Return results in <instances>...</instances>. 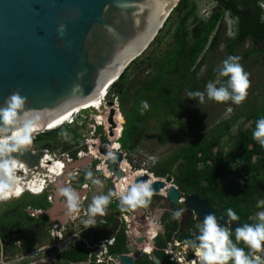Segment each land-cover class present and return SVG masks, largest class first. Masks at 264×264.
I'll list each match as a JSON object with an SVG mask.
<instances>
[{"label": "trees", "instance_id": "16d2710c", "mask_svg": "<svg viewBox=\"0 0 264 264\" xmlns=\"http://www.w3.org/2000/svg\"><path fill=\"white\" fill-rule=\"evenodd\" d=\"M210 1L214 4L210 14L201 19L197 16L196 1L180 0L166 21L170 24L168 41H163V37L157 35L148 49L132 61L109 87L107 100L115 99L118 102L122 116L120 124L124 120L118 143L126 157L141 145L147 125L152 119L161 123L158 139L164 143L167 129L175 123L171 120L174 110H180L182 107V96L186 95L187 91H204L205 85L218 77L215 71L218 68L213 63H207V57L219 46L223 45L225 58L230 55L237 56L236 50L245 43H249L250 47L243 53V61L255 55L258 59L264 57V20L261 19L258 8L260 0ZM226 14L233 19L230 24L232 33L224 37L223 18ZM163 42L165 48L158 57L155 54ZM226 80L227 77H222L223 82ZM142 100H146L150 107L141 114ZM261 117H264V94L258 98L256 106L250 107L241 115L235 114L217 125H211L207 134L197 142L178 147L165 159L158 160L150 172L156 178L172 177V184L184 195H196L199 199H206L216 210L223 207L222 214L225 217V210L232 208L240 217L235 223H252V217L258 211L264 210V206L256 207L257 201L264 200V148L252 138L255 122ZM233 127L237 129L227 162L222 150L214 152L213 149L220 147L222 134ZM61 130L63 129L38 135L36 141L39 145L36 148H55L54 142L58 143L57 138L61 136ZM119 133L118 130L114 138L119 137ZM67 150L68 148L64 149L65 152ZM133 168L137 169L135 166ZM230 175L246 178V182H243L241 188L233 184L224 185V180ZM110 189L114 191L112 187ZM42 198L40 201L47 203L46 197ZM160 199L154 195L151 201L157 202ZM34 200L35 198L32 199ZM109 204L113 205L111 202ZM164 207L165 211L156 213V207L152 208L151 204L147 206L150 219L155 216L161 224V232L153 235L150 240L151 248L158 256V248L174 241L179 228L181 218L173 219L170 211L182 208L185 212L182 205L174 206L169 201ZM201 220L191 218L182 232L181 239L191 238ZM93 230L97 234L102 232L101 229ZM25 235V238H28L27 232ZM125 243L126 237L118 235L111 251L125 252ZM33 248V245L29 247ZM245 251L247 252V249ZM85 259L86 253L79 247H73L59 251L49 264H58L62 260L76 264ZM148 263L145 254L135 259V264Z\"/></svg>", "mask_w": 264, "mask_h": 264}, {"label": "water", "instance_id": "95a60500", "mask_svg": "<svg viewBox=\"0 0 264 264\" xmlns=\"http://www.w3.org/2000/svg\"><path fill=\"white\" fill-rule=\"evenodd\" d=\"M179 2L0 0V105L12 92L26 97L25 108L37 117L32 134L51 131L77 116L79 120L88 118V124L94 126L92 138L101 146L99 154L106 157L111 146L108 137L113 136L117 126L116 111H109L107 134L104 125H97L92 118L104 112L103 106L99 111L94 107L110 84L148 49ZM106 106L112 107L113 102ZM14 155L33 172L40 170V156L34 153L32 142L22 153ZM122 163V154L118 152L114 158L104 160L116 181L125 176L119 168ZM137 180L148 181V177H137L134 182ZM170 182L172 177L166 176L151 186L154 194L163 189L174 206L183 199L186 211L180 219L179 238L191 213L200 219L209 212L223 217L208 201L195 195L183 196L177 188L166 187ZM69 215L65 209L60 219L64 221ZM136 215L140 222L142 213ZM117 225L116 219L106 237L113 234ZM143 240L144 237L136 242ZM130 250L137 254L135 249ZM150 260L160 264L154 254H150ZM120 261L132 264L130 257L121 256Z\"/></svg>", "mask_w": 264, "mask_h": 264}, {"label": "clouds", "instance_id": "9594fccd", "mask_svg": "<svg viewBox=\"0 0 264 264\" xmlns=\"http://www.w3.org/2000/svg\"><path fill=\"white\" fill-rule=\"evenodd\" d=\"M223 20L224 23H226V16H224ZM232 21L233 19L231 18V22ZM231 22L228 23L227 28L230 27ZM62 30L63 26H61V31ZM239 61V56L230 55L225 58L221 66L215 69V71L218 77H227L226 82H221L219 80L209 81L205 85L204 91H187L186 97L188 99L198 98L201 104L205 103V97H207L208 100H213L218 103L231 101L233 104H240L247 95L246 90L249 87V79L248 73L244 71ZM217 84H219V86H217ZM25 105L26 97L22 96L19 92H12L4 99L3 105H0V198L10 196L14 185L21 184L24 191L18 198L13 200H19L25 194H28L36 199L45 196L47 202H52V195L50 200H48V195L31 194V192L26 191L29 186L28 184L33 182L34 176L29 177L28 174L24 172L23 168L26 165L19 162L16 155H14L22 153L27 146L31 144L32 133L36 130L37 126L36 115L27 110ZM149 107V103L146 100H142L140 102L141 114L145 110H148ZM252 138L264 148V117L256 120L255 128L252 131ZM112 147L118 148L119 145H113ZM42 152L43 151L37 154L40 156L39 163L43 156ZM47 152L50 151L47 150ZM74 152L73 155H68L75 158L77 150ZM107 156L109 158H114V153L109 151ZM46 157H48L49 164L51 159L48 155ZM86 158H84V160H89ZM81 160L78 159L76 161ZM76 161L66 166L65 172L70 171L71 166ZM89 161L91 162L94 160ZM44 168L45 167H40L37 174H40L41 170ZM94 171L97 172L95 169ZM80 174H83V172L81 171ZM84 175L85 179L89 180L92 185L98 188L103 187L102 181L98 178H94L91 171H86ZM31 178L32 180H30ZM164 178L157 179L163 180ZM40 179L42 181L45 180L44 178ZM54 179L56 178L54 177ZM59 179H61L62 183L64 177H59L57 181ZM111 179L112 176L110 180L107 179V181H112L113 185L114 180ZM80 182L81 180H78L75 184L79 185V188L82 184H79ZM37 185L38 183L36 182V186ZM46 188H48L47 184L44 189ZM112 188L114 189V186ZM16 190L19 191V189ZM117 195L119 197L121 209L130 210L147 207L151 203V198L157 194H154V189L149 182L137 180L132 182L130 186L120 188L118 193L115 192V189L114 191L110 189L106 194L96 195L88 205L87 218L82 221L85 229L96 226L97 221L95 218L105 214V210L111 202V198ZM158 195L161 196L160 193ZM36 196L42 197L38 198ZM56 196L57 198H63L67 214L79 211L81 199L74 185L73 187L71 185H57ZM261 206H264V200L257 201L256 207L260 208ZM225 211L227 219L218 217L216 214L209 212L197 224V231L192 234V237L183 241V248L185 250L190 248L193 252L194 259L190 261L189 264H264V210L256 213V223L237 224L234 229H232L231 223L239 221L240 217L232 208H227ZM183 212L184 210L182 208L172 210V218H181ZM221 221H223V223H221ZM150 227L153 235L161 230V225L158 223L155 216H153L150 221ZM245 249H247V252Z\"/></svg>", "mask_w": 264, "mask_h": 264}, {"label": "rangeland", "instance_id": "374dc122", "mask_svg": "<svg viewBox=\"0 0 264 264\" xmlns=\"http://www.w3.org/2000/svg\"><path fill=\"white\" fill-rule=\"evenodd\" d=\"M193 1H196L197 16H198V18L200 17L201 19L204 18L201 10L202 9H210L213 6L212 1H210V0H193ZM171 22H173V21L171 20ZM171 22H169V23H171ZM229 22H231V20L227 19L226 23H224V25H223L224 30H225L224 31V37H227L229 34L232 33V29L230 27L227 28ZM169 25L170 24H167L165 22L163 27L161 28L160 32L158 33V36H160L161 38L163 37V41H166L169 38V28H170ZM249 47H250L249 43H245L243 45V47L238 48L236 50V52H237L236 55L240 57L239 63L243 66L244 71L248 73L249 87L246 90L247 95H246L245 99L240 104L237 105V104H233L231 101L218 103V102L213 101V100H208L207 97H205V103L201 104V103H199L198 98L188 99L186 97V95H183L182 96V99H183L182 100L183 101L182 107L180 110H177V109L174 110V114L171 117V120L173 123L174 122L175 123L173 124L172 127H169L167 129L166 134H165L164 143L162 144L160 142V140L158 139V129H159V125L161 123H159V122L157 123L156 120L152 119L147 125V130H146L144 140L142 141L141 145L135 151L131 152L128 157L124 158L123 163H125L127 165V167H125L126 174H127V177L132 180L131 183L134 181L133 180L134 176L136 177V175H135L136 170L133 168V166H135L136 168L140 167V169L142 167L146 168L147 169L146 171L148 173H150L149 172L150 169L155 166V164L157 163L158 160L165 159L167 156H169L178 147L187 146L189 144L197 142L198 140H200L202 138V136H205L207 134V132L210 130L211 125H214V124L217 125L223 119H228L235 114L241 115V113H243L245 110H248L250 107L252 108V107L257 105L258 98H260L264 94V57L261 56L258 59V58H256L257 56L255 55V56L249 57L246 61H243V53L247 49H249ZM164 48H165V45L163 42L159 45L155 55L159 57L161 55V53L163 52ZM224 59H225V56H224L223 45H221V46H219V48L215 49L213 52H211L208 55L207 63H213L216 65V68H219V66H221V63ZM217 80L223 82L222 77H217L215 79V81H217ZM217 86H219V84H217ZM106 95H107V93H106ZM107 98H108V95L105 98L106 102L108 103L109 101L107 100ZM100 104L103 106L102 110L105 109L103 102H100ZM103 114L104 113H102V116L100 118L103 119L102 121H104L106 123V127H108L109 126V124H107L108 114H106V117H104ZM118 115H119V113H118ZM87 120H89V119L87 118V119H83L81 121L86 123ZM121 120H122V116L119 115V119L116 120L115 122L117 123V125H121V128H122V126L124 124V120H123V123L120 124ZM94 121H95V119H94ZM79 122L80 121L78 120L77 123H79ZM66 124L67 125H61L55 129H53V130H56V129H63V130H61V136L57 138L58 143L54 142L55 143L54 145L56 147L53 149H50L49 150L50 152L46 153L49 156V158L51 159L52 163L48 164L47 163L48 159L46 160V162H44V163H47V165L44 166L45 168L41 170V173L38 176L39 178L43 179L45 177L44 179H46L47 171H49L50 169L56 170L55 168L52 167V164H54V165L59 164V161L63 155L62 153H67L64 151V149H67V148L69 149V147H71V149H72V148L76 147L74 145L78 144V140H79V143L82 144L84 142L85 138L87 137V133L89 130L85 129V128L77 127L75 119H74V122L72 124H69L68 122H66ZM248 124L249 123H247V125ZM245 126H246V124H245ZM236 129H237V127H233L231 129H228L227 131H225L222 134L223 139L221 140L220 147L213 149L214 152L217 150H222V155L224 156V159L227 162H229L228 161V159H229L228 153L230 152V150L232 149V146L234 144L233 138L236 134ZM40 134H43V133L41 132V133H36V134L32 135V141L34 139L33 144H34L35 148H36V146L38 147V145H39V142L36 141V137H38V135H40ZM80 135H84V138L80 139ZM114 139H116V138L113 137L112 141H114ZM111 143L113 145L116 143V141L111 142ZM91 145H92L91 149L95 150L94 147H96V146H94V145H96V143L91 142ZM40 151H42V150L39 149V153H40ZM44 154L45 153L42 152V155H44ZM92 158L88 157L86 159L92 160ZM41 159H42V157H41ZM99 165H101V163L99 161H97V164L95 165V167H99ZM73 167L74 166H71L70 171L62 172V174L59 176V177H62V176L64 177L62 183H61V180H58L56 183L55 179L49 180V178H47L45 181H46V184L48 185V188L44 189L38 195H43V194L46 196L47 195L48 196L54 195L56 192L57 185H60V183L63 185H67L66 178L67 179L70 178V173L72 172V170H74ZM88 167H90V166H88ZM103 167H105V166L103 165ZM92 173L98 179H100L102 181L103 187H105V188H103V187L98 188L95 186L96 188H98L99 192H102L103 194H105L106 189L109 190L110 187H113L112 181H107L103 177L101 172H95L92 170ZM43 175H45V176H43ZM53 175L50 174L51 178H53ZM30 180H32V178ZM70 181H71V179H70ZM243 182H246V178H237V177H234V175H230V176L226 177L223 184L224 185L233 184L237 188H241L244 185ZM168 186L177 188L174 184H172V182H170L168 184ZM95 187L93 185L92 188H95ZM160 194H161V192H160ZM36 197L39 198L42 196H36ZM157 197L161 198V199L157 202L151 201L150 204H151L152 208L156 207V210L158 211L156 213H160V212L165 211L164 205H167V201L165 200L166 195L161 194V196H160L157 194V195H155V198H157ZM32 199H33V197L29 196L28 194H25L22 197V200H25L28 202H31ZM42 199L43 198H39L36 200L40 201ZM16 201H17V203H20V199L14 200V201L11 200L9 202L0 201V214L3 211H6V210H9L10 208H12L14 206V204H16ZM57 202L62 204L63 198H57ZM90 202L91 201L88 198V200L85 204H83V205L80 204L79 211L76 212L74 215H71V218L75 217L74 220L76 221L75 222L76 227L78 226L80 228H84L82 221L84 219H86L87 216L83 217V216H80V214L82 213V210L87 211V208H88L87 204H90ZM111 207L116 211L119 210L118 204L114 203V205H111V206L108 205L107 206V208L105 210V214L108 213V211L112 210ZM20 212L21 211L19 210V213ZM171 212L172 211H170V213ZM148 213H149V211H148ZM105 214L103 216H97L95 218L97 223H100V221L102 219L106 220ZM23 215H24L25 221L27 223L31 224L29 227L30 233H31V235L29 236L30 238H29L28 242L24 243V245L17 244V243L12 244L11 247L8 248L6 253H2V251L0 250V264H49L50 262H53L56 251L59 250V247L64 248L68 244L71 245L70 243H72V242L63 243L61 246L55 247L53 250H51L49 252H41V253H38L36 256V254H34L33 251L35 250V248H38V247L35 246L34 249H29V247L33 244H36L38 246L40 245V242H38V244H37L36 241H41L40 232L42 229H44L42 226L43 225L42 220L38 219L41 215L38 214V212H36V211L35 212L26 211ZM70 219L68 222L69 224L67 225L68 227L66 228V235L67 236L71 235L72 231L76 228L74 225H70ZM256 222H257V220H256V215H255L252 217V223H256ZM70 226H72L73 229L72 228L69 229ZM135 238L139 239V236L136 234ZM49 242H50V236H49V240L47 241L46 244H49ZM29 251H31L33 253H31ZM185 255H187V256L190 255V261H192L194 259L193 252L191 249L188 250V252ZM59 264H70V263L65 262V261H62V262L60 261Z\"/></svg>", "mask_w": 264, "mask_h": 264}, {"label": "bare ground", "instance_id": "6f19581e", "mask_svg": "<svg viewBox=\"0 0 264 264\" xmlns=\"http://www.w3.org/2000/svg\"><path fill=\"white\" fill-rule=\"evenodd\" d=\"M113 83V82H112ZM112 83L110 84V86L112 85ZM109 86V87H110ZM108 87V88H109ZM108 90V89H107ZM107 90H106V92H105V94L103 95V97H102V99L100 100V102H103V100L105 99V96H106V93H107ZM100 102L94 107V109L95 110H100V107L102 106L101 104H100ZM104 110V109H103ZM102 110V111H103ZM120 115V114H119ZM102 116V114H99V115H95L94 117H92L93 119H95V123L97 124V125H104V126H106V123L104 122V121H102L103 119L102 118H100ZM98 121H97V120ZM119 118L117 117V115L115 116V118H114V121H116V120H118ZM72 120V119H71ZM71 120H69L70 122H71ZM68 122V121H67ZM65 124V123H64ZM63 125V124H62ZM61 126V125H60ZM120 127H121V125H117V128L114 130V135L118 132V130H119V132L121 131L120 130ZM107 128V127H106ZM34 134H36V133H34ZM34 134H32V135H34ZM114 137V136H113ZM116 144V143H115ZM114 145V144H113ZM112 145V146H113ZM112 149H116V148H112ZM91 155L93 156V158H95V159H99V161H102L103 160V157L101 156V155H98V153H96L94 150H92L91 149ZM92 156H90V157H92ZM48 158L47 157H44L43 158V156H42V159H41V162H40V167H44V166H46L47 165V163H44V162H46V160H47ZM101 159V160H100ZM123 161H124V158H123ZM50 163H52V161H50ZM56 164V163H55ZM102 165H104L103 164V162L101 163ZM19 166H20V164H19ZM62 166V167H61ZM25 167H27V166H24V168H23V170H24V172L26 173V174H28V176L30 177V176H34V180H33V182L32 183H30V184H28L29 186H28V188L26 189V191H28V192H31V194H40L42 191H43V189L45 188V183H46V179L47 178H49V180H51V179H54V177L56 178V179H58L59 178V176H60V173H61V171H63L62 170V168H65L64 167V165L62 164V163H60V164H58V165H54V164H52V167L54 168V167H58L56 170H54V169H50L49 171H47V175H46V179L45 180H41L38 176H39V174H37V173H35V172H33L31 169H29V168H25ZM99 167H100V165H99ZM99 167H98V169H99ZM122 167L125 169V167H127V165L125 164V163H123L122 165H121V169H122ZM18 169V168H17ZM100 170V169H99ZM105 170V169H104ZM126 170V169H125ZM122 171L124 172V177H125V180L124 179H122V180H120V181H118L117 182V190L119 191L120 190V188H122V187H126V185L127 186H130V184H131V179L130 178H126V173H125V171L122 169ZM104 173H105V171H104ZM50 174H56V175H53V178H51V176H50ZM106 174H107V172H106ZM105 174V175H106ZM144 173L143 172H138V173H135V175H143ZM108 175V174H107ZM43 176H45V175H43ZM45 178V177H44ZM149 178V177H148ZM56 179H55V181H56ZM150 181L152 182H155V181H157V179H155V177L154 176H150ZM36 182L38 183V185L36 186ZM152 182V183H153ZM57 183V182H56ZM151 184V183H150ZM33 186H36V187H33ZM16 189H19V191H17ZM91 189L92 188H90L89 189V191L88 192H90L91 191ZM163 190V189H162ZM160 191L161 192V194L163 195L164 194V191ZM23 188H22V185L21 184H15L14 185V188H13V191H12V194L10 195V196H8V197H3V198H0V201H5V202H9V201H11V200H13V199H16V198H18L22 193H23ZM87 200H88V198H86L85 200H81V205H83V204H85L86 202H87ZM167 200V199H166ZM203 200V199H202ZM204 200H206V199H204ZM14 201V200H13ZM168 201V200H167ZM207 201V200H206ZM170 202V201H169ZM111 203L112 204H114V203H117L118 204V207H119V210L118 211H116V210H114V209H112V210H110V211H108V213H106L105 215H106V217H105V219L106 220H104V219H102L101 221H104L105 223L104 224H102V222L100 221V223H97L96 224V226L95 227H93V228H96V229H100L101 228V226H104V227H108L105 231H104V235H103V233L101 232L100 234H97L94 230H93V228L92 227H90V228H88V229H85V227L84 228H82L83 229V231L82 232H80V233H78L76 236H73L72 234H71V238L70 239H68L67 240V238L69 237V236H67L66 235V228L68 227V226H61V225H54L53 227H51V229L49 230V236H50V233H52V232H54L55 231V229H56V231H58V232H60L61 234H62V239L61 240H53L52 239V237L50 236V242H49V244H47L46 246H44V247H42V249H36V250H34L33 252H34V254H38V253H41V251L43 250V249H52L53 247L55 248V247H58V246H61L63 243H68V242H72V243H70L71 244V246H78L80 249H82L85 253H86V260H85V262H84V264H94V261L93 260H91V259H89L88 258V255H87V252H86V249H85V244H84V242H83V240L84 239H87L86 237L87 236H89V235H92L94 238H97L98 240H101V241H103V242H101V243H104V245H106V249H107V255H110V256H113V257H116V262L114 263V264H122L121 263V261H120V257L121 256H126V257H130L131 259H132V264H135V259L136 258H138L141 254H145L146 255V257H147V259H148V261H149V263L148 264H152L151 263V260H150V254H154L157 258H158V260H159V263L160 264H179L175 259H172V256H169V251H171V254L172 255H177L179 258H180V256H181V258H182V262L184 263V264H189V262H190V255H185L187 252H188V250H190V248L189 249H187V250H185L184 248H183V241L184 240H182L181 238H182V232H183V230L185 229H183L182 230V232H181V237L179 238V235H180V233H178V231H177V235H176V238L174 239V241H172V242H168V243H166V245L164 246V247H160V248H158V250H159V253H160V256H158V255H156L154 252H153V249L151 248V245H150V240L151 239H148L147 238V232H149V234L151 235V238H152V236H153V234H152V229H151V227H150V221L152 220V219H150V215H149V213H148V209H147V207H145V208H137V209H130V211L132 212V214L134 215V219L132 220V223H133V228H134V231L135 232H132V234L131 235H134V234H137L138 236H139V239L140 238H142V237H144V240L142 241V242H140V243H137L136 241L138 240V239H136L134 236H126L125 234H124V225H123V223L119 220V217H120V214H121V212H123L122 211V209H121V207H120V205H119V197L118 196H114L113 197V199L111 200ZM171 203V202H170ZM209 203V202H208ZM210 204V203H209ZM179 205H182L183 206V199H180L179 200ZM178 205V206H179ZM109 206H111L110 204H109ZM211 206V205H210ZM184 207V206H183ZM211 208H212V206H211ZM223 208V207H222ZM51 208H49L48 210H47V214H48V211L50 210ZM185 209V208H184ZM212 209H214V208H212ZM64 210H65V207H64V204H59L57 207H56V209L54 210V211H52V214H63L64 213ZM82 210V209H81ZM214 210H216V209H214ZM186 211V210H185ZM216 211H218L219 212V214L220 215H222L225 219H227L223 214H222V212L224 211H220V210H216ZM142 213V216H141V220H140V222H138L137 221V215H136V213ZM185 213V212H184ZM73 214V213H72ZM72 214H70L69 216H71ZM79 214V213H78ZM110 215L112 216L113 215V219L114 220H112V224H110V222L108 221V219H107V217H109L110 218ZM68 216V217H69ZM78 216V215H77ZM80 216H83V217H85V216H87V211H85V210H82V213L80 214ZM67 217V218H68ZM183 217V216H182ZM181 217V218H182ZM191 218L193 219V220H195V219H197L198 217L196 216V215H194L193 213H191V216H190V219L187 221V223L191 220ZM118 220V225H117V227H116V229L113 231V234L111 235V236H107L106 237V231L107 230H109L111 227H112V225H113V223H114V221L115 220ZM198 219H200V218H198ZM146 223H149L148 225L146 224ZM159 224H160V222H158ZM187 223H186V225H187ZM235 224H237V223H235V222H232L231 223V227H233ZM239 224V223H238ZM161 225V224H160ZM180 225V224H179ZM186 227V226H185ZM91 229V230H90ZM179 229V228H178ZM96 233H94L93 231ZM70 231V230H69ZM161 232V230L160 231H158L157 233H160ZM80 235V236H79ZM118 235H123L124 237H126V243H125V252L124 251H121V252H119V253H117V252H112L111 251V249L115 246V244H116V237L118 236ZM74 241V242H73ZM91 242H93V241H91ZM107 242H109V243H107ZM69 244L68 245H66L64 248H62V247H59V249L60 250H65V249H67V248H69ZM67 247V248H66ZM62 248V249H61ZM135 249L136 251H137V254H135L132 250H130V249ZM33 252H31V253H33ZM184 255V256H183Z\"/></svg>", "mask_w": 264, "mask_h": 264}, {"label": "built area", "instance_id": "2783aa9c", "mask_svg": "<svg viewBox=\"0 0 264 264\" xmlns=\"http://www.w3.org/2000/svg\"><path fill=\"white\" fill-rule=\"evenodd\" d=\"M258 8L260 9V16H261V19L262 20H264V0H260V1H258ZM201 12H202V14H203V17L204 18H207L208 16H209V14H210V12H211V8L210 9H202L201 10ZM226 18L227 19H230L231 20V18H230V16H229V14H226ZM106 97H107V95H106ZM105 97V98H106ZM112 102H113V106L112 107H109V106H106V100L104 99V101H103V105L105 106V109H104V114H103V116L104 117H106V114H109V111L111 110V109H114L115 111H117L118 113H119V109H118V102L115 100V99H113L112 100ZM78 117V120H79V116H77ZM108 117V116H107ZM74 119L75 118H73L72 120H71V122L70 121H68V123L69 124H72L73 122H74ZM76 120V119H75ZM80 122L79 123H77L78 121H76V124H77V127H79V128H85V129H88L89 131H88V133H87V137L85 138V140H84V142L81 144V143H79V140H78V146L77 147H75V149L77 150V152H76V157L75 158H73V157H71V156H69L68 155V153H65V154H63L62 155V158L60 159V161H59V164L60 163H62L63 165H64V167L65 168H62V170H63V172H65V170H66V166H69V165H71L75 160H81V159H84V158H86V157H90V156H92L91 155V147H92V145H91V142H95L96 143V145H94V146H96V147H94V151L96 152V153H98V155H100L99 154V149L101 148V146H100V144H99V142H98V140H94L93 138H92V136H93V132H94V126L93 125H89L88 124V120H87V122L86 123H84L83 121H81V120H79ZM116 123V122H115ZM108 124V123H107ZM63 125H67L66 123L65 124H63ZM79 125V126H78ZM116 125H117V123H116ZM108 128V127H107ZM107 128H105V131H106V133L108 134V132H107ZM116 128H117V126H116ZM115 128V129H116ZM115 129H113V136H114V130ZM120 130H122V128L120 127ZM43 133V132H42ZM120 135H121V131H120V133H119V137H117L116 139H114V141H116L117 142V145H119V143H118V139L120 138ZM113 136H112V138L111 137H108V139H109V141H110V143L111 142H114V141H112L113 140ZM83 139L84 138V135H80V139ZM111 146H112V143H111ZM111 146H109L108 147V152L109 151H111V152H113V153H115V152H118V153H121L122 154V157L123 158H126V153L124 152V151H122L121 150V148H120V145H119V147L118 148H116V149H111ZM86 149V150H85ZM43 151V153H45L44 155H43V157H46L47 156V150H42ZM102 156V155H101ZM93 157V156H92ZM103 157V156H102ZM108 158V156H106V157H103V160L102 161H99L100 163H102L103 162V164H104V160L105 159H107ZM92 160H97V159H95V158H92ZM105 166V165H104ZM55 169H57L58 167H54ZM120 169H121V167H119ZM131 168V167H130ZM95 170H97V172H102V174H103V177L107 180V179H110L111 178V174L107 171V168H106V166H105V171H107V174L108 175H105V173H104V171H100L99 169H98V167H95ZM136 171H135V173H138V172H143V173H145V175H141V176H147V177H150V176H153V174L150 172V173H148L146 170V168H141L140 169V167L139 168H137V169H135ZM121 171H122V169H121ZM80 173V170H78V169H74V170H72V172L70 173V178H66V183H67V185H71L72 187H73V179L74 178H76L77 176H78V174ZM124 173V172H123ZM141 176H138L137 175V177H141ZM137 177H135L134 176V178H133V180H135ZM70 179H71V181H70ZM122 179H124L125 180V177L124 178H122ZM121 179V180H122ZM157 179V178H156ZM114 181H113V186H114V189H115V192H119L118 190H117V182L118 181H120V180H118V181H116L115 179H113ZM157 180H162V179H157ZM134 182V181H133ZM147 182H150V178H148V181ZM126 187H127V185H126ZM80 189L81 190H84V191H89V189H90V186H89V184L88 183H82L81 184V186H80ZM118 196V195H117ZM50 198H51V195L50 196H48V200H50ZM87 197L84 195V196H82L81 197V200L83 201V200H85ZM122 211L123 212H121V214H120V217H119V220L123 223V225H124V234L126 235V236H135L136 237V234H134V235H131L132 234V232H135L134 231V228H133V223H132V220L134 219V215L132 214V212L130 211V210H124V209H122ZM74 218L75 217H72L71 219H70V225H74L75 227H76V221L74 220ZM102 222V224H104L105 222L104 221H101ZM147 225L149 224V223H146ZM73 229V227L72 226H70V228L69 229ZM76 230V231H75ZM83 231V229L82 228H80V227H76L73 231H72V235L73 236H76L78 233H80V232H82ZM147 238L148 239H151V235L149 234V232H147ZM50 236L52 237V239L53 240H61L62 239V234L60 233V232H58V231H56V229H55V231L54 232H52V233H50ZM72 236L71 235H69V237L67 238V240L68 239H70ZM87 239H84L83 240V242H84V244H85V249H86V252H87V255H88V258L89 259H91V260H93L94 261V264H114L115 262H116V257H113V256H110V255H107V249H106V245H104V243H101V242H103V241H101V240H98L97 238H94L92 235H89V236H87L86 237ZM91 241H93V242H91ZM107 243H109V242H107ZM169 256H172V259H175L179 264H184L183 262H182V258H181V256H180V258L177 256V255H172L171 254V251H169Z\"/></svg>", "mask_w": 264, "mask_h": 264}, {"label": "flooded vegetation", "instance_id": "af4514ba", "mask_svg": "<svg viewBox=\"0 0 264 264\" xmlns=\"http://www.w3.org/2000/svg\"><path fill=\"white\" fill-rule=\"evenodd\" d=\"M116 115L119 118L117 111H116ZM75 119H76V121H78V117H76ZM104 127L106 128V126H104ZM33 143H34V139L32 141L33 150L35 151L36 154H39V149L35 148ZM74 146L77 147L76 144ZM112 148L113 147H111V149ZM75 150H76L75 147L72 149H71V147H69V149L67 150V153L73 154ZM76 162H78V161H76ZM76 162L74 164H76ZM96 164H97V160L91 161L89 163V166H90L89 169L90 170L92 169L94 171ZM99 169H100V171H105L104 170L105 167H103L102 164L100 165ZM122 169L126 173V170L123 167H122ZM62 172L63 171H61L60 175L62 174ZM106 172L107 171H105V174H106ZM143 175H145V173ZM138 176H141V175H138ZM136 177H137V175H136ZM83 178H85V175L80 174V173L76 177L77 180H81ZM126 178H127V174H126ZM155 179H156V177H155ZM55 182H57V179ZM152 182L150 181L149 183H152ZM181 194L183 196H185L183 193H181ZM53 197H54V195H53ZM53 197H52V201H53ZM52 204H53V202L43 203L41 201H36V199L34 201L31 200V202H28V201L22 200V198H21L20 203H17V201H16V204H14V206L12 208H10L9 210L3 211L0 214V230L2 231L0 233V250L2 251V253H6L8 248H10L11 245L14 243L24 245V243L28 242V240L30 238L29 236L31 235L30 228H29L31 224L28 223V225H26V221H25L24 215H23L26 211L38 212V214L41 215L38 219H41L42 223H43L42 226L44 229H42L40 232L41 241H36L37 244H38V242H40V245L38 246L36 244H33L34 248H35V246L38 247V248H35V250L36 249H42V247L47 245L46 243L49 240V230L51 229V227H53L54 225H61L64 227L67 226L69 224L68 222H69V219L71 218V216H69L67 218V221L65 223H62V224L51 223V221L47 218V210L49 208H52ZM19 210L21 211L20 213H19ZM74 214L75 213H73L72 215H74ZM25 232H27L28 238H25V236H26ZM69 247H74V246L70 245ZM53 249H54V247L52 249H43L41 252H49ZM59 251H63V250L59 249L58 251H56L55 255H57ZM29 252H31V251H29ZM36 256H37V254H36Z\"/></svg>", "mask_w": 264, "mask_h": 264}, {"label": "crops", "instance_id": "0c3cea01", "mask_svg": "<svg viewBox=\"0 0 264 264\" xmlns=\"http://www.w3.org/2000/svg\"><path fill=\"white\" fill-rule=\"evenodd\" d=\"M118 113V112H117ZM89 163H90V161L89 160H82V161H78V162H76V164H75V166L73 167L74 169H78V170H80V173H81V171L83 172V175L85 174V172L86 171H91L92 172V169L90 170L89 169ZM74 165V164H73ZM72 165V166H73ZM82 165V166H81ZM93 177L94 178H97L95 175H93ZM78 182V180L75 178V179H73V185H74V188L75 189H77V191L79 192V194H80V199H81V197L82 196H86L87 198H89V200L91 201L92 200V198L94 197V196H96V195H99V194H103L102 192H99V190H98V188H96L95 186V188H92L93 187V185L90 183V181L89 180H86L85 178H83V179H81V182L79 183V184H81V183H88L89 184V186H90V188H92V190L90 191V192H87V191H84V190H81L80 188H79V185H75L76 183ZM103 188H105V187H103ZM54 194V193H53ZM53 196V195H52ZM53 204H52V208L48 211V214H47V218L51 221V223H59V224H62V223H65L66 221H67V217L65 218V220L64 221H62L60 218H61V215H63V214H52V211H54L55 209H56V207L60 204L59 202H57V197L55 196V194H54V197H53ZM62 204H64V202L62 203ZM87 205H89V204H87ZM114 205V204H113ZM112 208V207H111ZM113 209V208H112ZM111 218H113V215L111 216L110 215V218L109 217H107V219H108V221H109V219H110V224H112V219ZM49 224V223H48ZM108 227H104V226H101V230L100 231H102V233H103V235H104V231L107 229ZM93 231V230H92ZM94 232V231H93ZM95 233V232H94ZM96 234V233H95ZM74 247H78V246H74ZM69 248H73V247H69ZM113 252V251H112ZM85 253V252H84ZM86 260V259H85ZM85 260L83 261V262H80V263H76V264H84V262H85ZM63 261V260H62ZM61 261V262H62ZM59 264V263H58ZM71 264V263H70Z\"/></svg>", "mask_w": 264, "mask_h": 264}]
</instances>
